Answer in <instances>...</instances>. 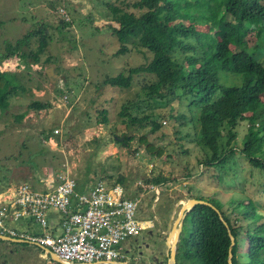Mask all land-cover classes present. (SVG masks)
<instances>
[{
  "label": "rangeland",
  "instance_id": "1",
  "mask_svg": "<svg viewBox=\"0 0 264 264\" xmlns=\"http://www.w3.org/2000/svg\"><path fill=\"white\" fill-rule=\"evenodd\" d=\"M133 1L126 3L131 6ZM108 2L120 3L118 0H0V53L5 51L6 42L15 43L26 32L41 26H46L43 32L48 41L38 63L32 57L24 59L17 55L0 61V70L15 73L17 82L25 89L12 94L7 111L0 113V190L25 182L33 190H44L45 180L58 174L74 177L79 181L78 189L83 182L92 187L98 180L111 184L122 178V183H118L130 195L138 197L143 219L154 222V227L122 242L125 262L134 264H163L165 258L158 247L182 204L193 196L214 198L233 220L239 217L238 253H243L247 240L243 238L244 231L264 218L254 222L234 211L233 206L238 201L249 202L264 214L263 173L239 154L230 157L224 169L201 165L204 152L193 140V123L182 126L179 122L183 119L173 116L178 112L189 115L186 100L182 97L181 101L173 98L147 102L143 97L153 80L151 75H134L127 88L102 84L105 77L126 75L128 68L144 65L152 56L147 49L131 43H127L126 53L115 54L120 42L111 31L113 22ZM208 27L212 29L209 25L198 29L206 31ZM29 44L24 47L26 53L35 50L37 37ZM245 44L264 64V45L254 31L248 33ZM48 68L56 77L51 72L47 75ZM241 80V76L232 73L220 75V82L225 85H239ZM135 97L140 98L138 105L131 108L133 113L140 116L152 113L155 124L127 126L122 121L121 105ZM34 100L47 107L40 110L30 107ZM102 110L106 111L105 123L101 120ZM21 113H24L22 118L15 121V116ZM246 128V121L238 127V136L232 142L237 150L242 147ZM121 134L132 137L129 147L115 138H121ZM140 137L152 146L163 147L162 154L148 152L146 142H140ZM185 149L187 152L183 153ZM158 175L167 181L158 185L146 182ZM20 223L14 222L10 227L17 231L27 228ZM30 226L31 232L40 228L34 223ZM174 234L175 231L171 232ZM10 245L26 247L21 264H59L48 255L44 257L46 253L34 246Z\"/></svg>",
  "mask_w": 264,
  "mask_h": 264
},
{
  "label": "trees",
  "instance_id": "2",
  "mask_svg": "<svg viewBox=\"0 0 264 264\" xmlns=\"http://www.w3.org/2000/svg\"><path fill=\"white\" fill-rule=\"evenodd\" d=\"M118 1L120 3H107L113 22L111 31L120 42L115 54L126 53L127 43H131L147 49L152 56L146 64L128 68L126 75L105 77L102 84L127 88L132 84L134 75H151L153 80L143 97L147 102L173 98L181 101L182 97L186 100L189 115L178 112L173 116L183 119L179 122L182 126L193 123V140L204 152L199 161L201 165L224 169L227 160L239 154L264 176V64L248 51L245 44L248 33L254 31L264 45V0H134L131 6L126 3L128 0ZM207 25L212 29H198ZM45 27L26 32L15 43L6 42L0 61L17 55L24 59L32 57L38 63L39 54L48 45L43 32ZM35 37L38 45L35 50L26 53L24 47H28ZM223 72L241 76V83H221ZM15 75L0 70L2 114L7 111L8 98L25 90ZM139 98L127 100L121 105L119 114L123 117L122 121L127 126L155 124L156 118L152 113L140 116L131 110L138 105ZM29 106L37 110L47 107L37 100L30 102ZM100 113L102 123L107 122L106 111ZM23 114L15 116V121H19ZM244 121L247 122L246 133L242 137V147L237 150L232 142L236 140L238 127ZM175 132L180 133L177 129ZM121 137L115 138L129 147L128 141L132 137L126 134H121ZM143 141L146 142L145 138L140 137V142ZM146 145L147 151L156 156L164 150L149 142ZM186 152L187 149L183 150V153ZM187 174L190 176V172ZM121 179L117 178L114 183H122ZM166 181L167 178L159 175L146 180L155 185ZM76 182L78 184L79 181ZM87 184L83 182L81 188ZM192 198L208 201L218 211L210 205L198 203L186 214L177 244L176 264H228L229 231L235 240L231 249L232 264H264V221L244 231L246 250L238 253L241 232L236 222L239 217L235 216L234 221L223 210V204L214 198ZM248 203L238 201L233 210L254 222L263 219L264 214ZM166 260L167 257L163 264Z\"/></svg>",
  "mask_w": 264,
  "mask_h": 264
},
{
  "label": "built area",
  "instance_id": "3",
  "mask_svg": "<svg viewBox=\"0 0 264 264\" xmlns=\"http://www.w3.org/2000/svg\"><path fill=\"white\" fill-rule=\"evenodd\" d=\"M45 181L44 190L26 182L0 190V234L44 248L64 263L94 264L122 260V242L154 227L141 216L138 197L120 183L99 180L78 189L67 174ZM18 221L27 228L10 227ZM31 223L40 228L31 232Z\"/></svg>",
  "mask_w": 264,
  "mask_h": 264
},
{
  "label": "water",
  "instance_id": "4",
  "mask_svg": "<svg viewBox=\"0 0 264 264\" xmlns=\"http://www.w3.org/2000/svg\"><path fill=\"white\" fill-rule=\"evenodd\" d=\"M50 72L54 75V73L52 72L51 68L47 69V75H50ZM56 77V75H54ZM122 139V137L120 138ZM198 203H202V204H206V205H210L211 207H213L215 210H217L211 203H209L208 201L202 200V199H195V198H189L186 202H184L178 212L177 217L175 218V220L173 221L172 225L169 228L168 231V236H167V240H166V244L168 246V253H167V262L166 264H176V249H177V244L179 242L180 239V234L182 231V226H183V221L184 218L186 216V214L191 210V208ZM218 211V210H217ZM220 219L222 220V222L224 223V225L227 226V222L222 218V216H220ZM175 231L174 236L172 237V241L170 243H168V238L171 232ZM229 231V230H228ZM229 237H230V245H229V253H228V258H227V263L228 264H232V253H231V249L232 246L235 243L234 240V236L230 233L229 231ZM3 240H8V238H2ZM9 241V240H8ZM10 241H15V240H10ZM16 242V241H15ZM46 253H48V255L51 257L52 260L57 261L61 264H75V263H64L62 262L54 253L49 252L47 250H45L44 248H42ZM79 264V263H77ZM94 264H126L125 261L120 260V261H100L98 263H94Z\"/></svg>",
  "mask_w": 264,
  "mask_h": 264
},
{
  "label": "flooded vegetation",
  "instance_id": "5",
  "mask_svg": "<svg viewBox=\"0 0 264 264\" xmlns=\"http://www.w3.org/2000/svg\"><path fill=\"white\" fill-rule=\"evenodd\" d=\"M2 238H8V240H3ZM10 240H18V239H15V238H12V237H8L6 234H0V241H4V242H8V243H5V244H1L0 243V264H21L23 261V259H20L22 258V256L24 257V254L26 253V247L24 246H21L20 248L17 247V248H13L10 244L11 243H22V244H26L27 246L29 247H36L37 249H39L40 251L44 252V250L41 248V247H38L36 245H30L24 241H10ZM164 241V239H163ZM171 242V233L169 235V238H168V243ZM34 246V247H33ZM148 245H146L147 247ZM163 244H160L159 247H162ZM159 247H158V251L159 253L161 254L162 251L159 250ZM43 255V254H42ZM41 255V256H42ZM47 256V255H44V257ZM54 261V260H53ZM49 262V261H48ZM46 262V263H48ZM57 262V261H55ZM59 263V262H57ZM42 264V262H41ZM61 264V263H59ZM126 264H134L132 263V261H129V260H126ZM135 264H138V263H135Z\"/></svg>",
  "mask_w": 264,
  "mask_h": 264
},
{
  "label": "crops",
  "instance_id": "6",
  "mask_svg": "<svg viewBox=\"0 0 264 264\" xmlns=\"http://www.w3.org/2000/svg\"><path fill=\"white\" fill-rule=\"evenodd\" d=\"M167 229H168V228H167ZM167 229H166V230H167ZM168 231H169V230H167V236H168ZM161 232H162V231H161ZM149 233H150V231H149ZM167 236H165V240H164L163 243H162L163 246H162V247H159V250L162 251L161 256L164 257V258L167 257V253H168V246L165 245V244H166V240H167ZM167 259H168V257H167ZM156 261L159 262V263H162V260L159 259V258H156ZM166 262H167V260H166Z\"/></svg>",
  "mask_w": 264,
  "mask_h": 264
},
{
  "label": "bare ground",
  "instance_id": "7",
  "mask_svg": "<svg viewBox=\"0 0 264 264\" xmlns=\"http://www.w3.org/2000/svg\"><path fill=\"white\" fill-rule=\"evenodd\" d=\"M174 235H171V241H172V237H173Z\"/></svg>",
  "mask_w": 264,
  "mask_h": 264
},
{
  "label": "clouds",
  "instance_id": "8",
  "mask_svg": "<svg viewBox=\"0 0 264 264\" xmlns=\"http://www.w3.org/2000/svg\"><path fill=\"white\" fill-rule=\"evenodd\" d=\"M122 260L125 261L124 258Z\"/></svg>",
  "mask_w": 264,
  "mask_h": 264
}]
</instances>
